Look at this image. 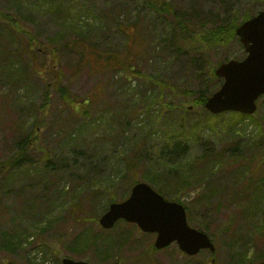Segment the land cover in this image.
<instances>
[{
    "label": "rangeland",
    "instance_id": "1",
    "mask_svg": "<svg viewBox=\"0 0 264 264\" xmlns=\"http://www.w3.org/2000/svg\"><path fill=\"white\" fill-rule=\"evenodd\" d=\"M148 1L0 0V264H251L264 255V97L252 115L195 101L202 85L221 87L209 72L243 59L244 46L237 37L180 54L159 38L172 37L175 15ZM166 1L188 17L196 4L206 26L264 9V0ZM58 75L79 103L51 87L44 108ZM24 139L25 159L8 168ZM173 141L188 145L182 168L161 156ZM136 180L180 200L216 251L156 249L157 233L124 220L104 229L109 201L128 199Z\"/></svg>",
    "mask_w": 264,
    "mask_h": 264
},
{
    "label": "water",
    "instance_id": "2",
    "mask_svg": "<svg viewBox=\"0 0 264 264\" xmlns=\"http://www.w3.org/2000/svg\"><path fill=\"white\" fill-rule=\"evenodd\" d=\"M236 33L247 56L242 60L222 62L215 69L224 82L205 103L214 114L226 111L253 114L258 109L257 100L264 95V9L242 22ZM121 219L137 223L145 232H156L154 244L157 249L177 241L180 249L190 256L204 249L216 250L206 232L189 225L183 204L166 200L146 182L137 183L127 200L111 203L109 210L101 216L100 224L111 229ZM63 264L91 263L65 257ZM258 264H264V261Z\"/></svg>",
    "mask_w": 264,
    "mask_h": 264
},
{
    "label": "trees",
    "instance_id": "3",
    "mask_svg": "<svg viewBox=\"0 0 264 264\" xmlns=\"http://www.w3.org/2000/svg\"><path fill=\"white\" fill-rule=\"evenodd\" d=\"M147 4H149L152 9L156 10V11H160L162 9L163 13L166 16H169L170 14H174L175 15V23L173 22L174 26H171L172 28V37H170V35H168L169 33L167 32H163L161 35H159V38L161 39V41L166 40V42L168 43L169 46L173 47L177 45L176 50L180 53V54H185L187 53L188 50L192 49L193 51H195L197 49L198 46H200L199 48L201 50H205V49H212V48H216L218 46L221 45H225L228 44L229 42H231L232 40L236 39L237 33V27L240 25V23H242L244 20L248 19L251 17V15L249 14L248 10L246 11H240L237 10L234 15H231L230 17H227L221 21H212L211 24H209V26H206V23L203 22L200 16H199V7L195 6L193 4V9L191 12L190 17H188L185 13L181 12L178 13V11H176L175 6L173 5V3L168 2L166 0H149L147 2ZM2 17H6L8 18L9 15L7 14H1ZM191 17H197L198 21H197V25L195 27H192V22H191ZM240 18H242L243 20L241 22H239ZM137 25L135 26V30L137 31ZM179 30V34L178 37L181 40V44L175 40V31ZM128 35V34H127ZM174 36V38H173ZM131 37V35L129 34V38ZM134 37V36H133ZM191 44L193 47H191ZM133 73H138L139 71L135 70V69H131ZM209 75L215 79L218 80V77L215 75L214 72V68L209 72ZM132 76H135L134 74ZM56 78L58 79L56 81V79L53 81L55 83H53L52 85H47L46 86V90L44 92V102L43 103V107H46V103L51 101V93H50V88L53 87L55 88V90L58 92V94L61 96L62 99H64L67 103H73V104H78L79 100H76L75 97H73V95L71 94V92L69 91V89L63 85V81H61L60 79V75L56 76ZM220 81V79H219ZM213 90L209 91V89H207L205 87V85H202L199 89V97L195 100L197 101L198 104L204 105L205 106V102L207 100V98L211 95ZM74 98V99H73ZM188 108H186L187 110ZM78 112H81L80 108H77ZM85 114L89 113V111H84ZM173 142L167 143L164 145V148L161 151V156L164 157V159L173 164V165H177L179 163V160L181 158H183L186 150L188 149V145L186 143H182V142H178V143H174L173 145H171L170 147L168 146L169 144H172ZM18 145V150L7 160L6 165H8L9 167H16V166H20V164L22 163V161L25 159L27 150L29 149V142L28 139H24V140H20L17 142ZM166 150V151H165ZM171 150L169 153H167V151ZM166 152V153H165ZM138 157H135V164L138 163ZM133 162V161H132ZM51 164V160H48V166H50ZM130 164V170H134V164L133 163H129ZM128 164V165H129ZM183 166V161L177 165L174 166L176 168H182ZM87 175V173H84ZM180 179L182 182H180V186H182L184 183L183 181L185 180V177H180L178 178ZM135 183H137V180L135 181ZM134 183V184H135ZM101 187V185H100ZM102 188V187H101ZM159 193V190H157ZM264 191L263 189H261L260 194H262ZM114 200L112 199L111 201H109L111 204ZM180 201V200H178ZM190 213V211H189ZM199 229V228H198ZM202 230V229H201ZM213 255V260L215 259L216 262V258H215V254ZM260 258L256 259L254 262H252L251 264H256L258 263V260L263 261L264 260V255H260ZM212 260V261H213ZM259 261V262H260Z\"/></svg>",
    "mask_w": 264,
    "mask_h": 264
}]
</instances>
